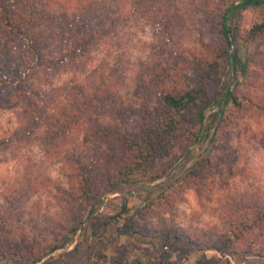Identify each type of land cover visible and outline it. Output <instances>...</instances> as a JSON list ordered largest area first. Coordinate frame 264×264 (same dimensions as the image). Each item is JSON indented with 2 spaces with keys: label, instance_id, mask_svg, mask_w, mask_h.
Instances as JSON below:
<instances>
[{
  "label": "rangeland",
  "instance_id": "374dc122",
  "mask_svg": "<svg viewBox=\"0 0 264 264\" xmlns=\"http://www.w3.org/2000/svg\"><path fill=\"white\" fill-rule=\"evenodd\" d=\"M173 2L176 9L170 10L174 19L168 27L164 13L128 9L116 33L91 47L75 65L53 75L46 87L69 91L77 73L73 91L78 87L94 94L92 86L99 90L89 117L104 128L134 129L142 115V94L155 102L159 81L165 86L173 80L180 86L183 77L201 79L207 62L215 59L223 43L218 23L231 0H211L206 13L195 1ZM177 17L184 23L179 24ZM263 20L264 6H251L239 11L235 22L244 34ZM235 50L245 57L241 41L233 44ZM252 62L247 80L224 60L215 79L206 81L204 97L212 103L197 128L199 140L173 166L170 177L121 186L118 192L105 195L103 186L95 187L93 194L100 197L102 206L93 216L81 196L79 179L92 157L114 155V144L88 131L89 126L79 130L73 124L68 130L64 127L66 136L56 128L51 134V125L35 118L23 102L12 105L9 99L15 94L7 91L3 97L8 100L0 102V247L26 255L69 238L40 264L48 260L50 264H87L92 251H104L110 259L144 257L164 264H224L226 258L232 264H264L254 256L244 262L236 255L224 258L204 248L212 238L228 233L240 200L246 203L259 193L264 201V116L234 113L225 97L227 86L238 97L264 93V42ZM72 105L64 103L59 110H71ZM224 107L225 118L217 119ZM58 116L55 120L64 125ZM216 134L217 144L223 141L219 151L212 143ZM201 160L205 166L195 168ZM98 216L119 220L103 226ZM130 217L134 230L124 225ZM74 227L78 231L71 236L68 232ZM167 230L189 235L198 246L181 242L169 259L161 258L158 235Z\"/></svg>",
  "mask_w": 264,
  "mask_h": 264
},
{
  "label": "trees",
  "instance_id": "16d2710c",
  "mask_svg": "<svg viewBox=\"0 0 264 264\" xmlns=\"http://www.w3.org/2000/svg\"><path fill=\"white\" fill-rule=\"evenodd\" d=\"M184 1H195L196 7L206 13L211 0ZM173 4V0H0V102L8 100H4L3 96L10 91L15 98L9 99V102L12 105L23 102L35 118L51 125V134L57 129L59 134L66 136L69 126L73 124L79 130L82 126H89L88 131L115 146L114 155L97 154L83 168L79 184L81 196L90 208L89 216H93V212L102 206L100 197L93 194L97 186H103L105 195L118 192L121 186L140 181L152 183L170 177L173 166L199 140L200 129L197 128L203 125L206 111L212 103L204 97L206 81L215 79L223 68L224 60L231 64L234 72L249 79L252 58H255L259 45L264 42V20L250 25L244 34L235 22L239 11L251 6H264V0H242L239 4L231 0L223 8L218 23L223 43L215 53V59L207 62L208 70L204 76L199 80L183 77L180 86L175 85L173 80L165 86L163 81H159L155 102L142 94V115L134 129L122 126L104 128L94 121L92 115L89 117L90 110L94 109L99 99V90L92 86L94 94L78 87L73 91L77 73L71 80L69 91L46 87L53 75L75 65L91 47L116 33L128 9L132 13H164L162 19L165 27H168L174 19L170 13V10L176 9ZM177 21L184 23L180 17H177ZM238 41L242 42L245 57H241L236 50L232 52L233 44ZM177 75L180 76V73L177 72ZM226 95L229 99L226 104L229 101L232 103L234 113L243 116L251 114L257 119L264 116V93L254 98L238 97L227 86ZM219 101L220 104L224 103L223 99ZM67 102L73 103L71 110L60 112L59 107ZM226 110L224 107L216 118L223 120ZM259 113L261 115H257ZM60 114L64 125L55 120ZM251 115L250 118L253 117ZM53 123L56 127H53ZM217 139L216 134L212 143L219 151L223 148V141H220L222 145H218ZM196 164L195 168L205 166V161ZM234 209L235 217L230 222L228 233L212 238L204 248L215 250L224 258L236 255L244 262L252 256L264 260V201L261 194L258 193L246 203L240 200ZM97 218L103 226L119 220L117 217ZM124 225L135 229L131 217L126 219ZM77 231L78 227H74L68 234L74 236ZM118 232L120 234L121 229ZM158 238L163 250L161 258L169 259L175 246L181 242L198 246L192 237L175 230L163 231ZM68 240V237L64 238L46 251L26 255L0 247V264H40L63 248ZM50 263L51 260L45 261V264ZM87 264L164 263L144 257L132 261L122 257L110 259L104 251H92ZM224 264L232 263L226 258Z\"/></svg>",
  "mask_w": 264,
  "mask_h": 264
}]
</instances>
